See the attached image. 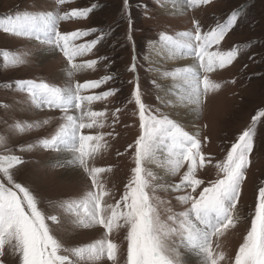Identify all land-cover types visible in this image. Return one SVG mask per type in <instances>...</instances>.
<instances>
[{
	"label": "snow or ice",
	"instance_id": "1",
	"mask_svg": "<svg viewBox=\"0 0 264 264\" xmlns=\"http://www.w3.org/2000/svg\"><path fill=\"white\" fill-rule=\"evenodd\" d=\"M68 2L52 0L49 4L48 0H33L26 8L18 7L14 13L0 18V31L4 34L38 41L45 46L46 52L60 53L67 62L66 78L61 85L36 79H18L14 84H6L10 90L26 94V110H37L38 117L39 110L43 109L58 115L40 120L41 125L55 120L54 134L36 143L20 145L18 151L8 149L9 141L18 133L29 132L33 124L16 123L0 134V147L7 150L0 154V264H5L3 257L8 251L18 264H80L85 260L101 261L105 257L117 264L119 246L110 237L121 228L126 229V264H193V261L194 264H264V184L257 190L254 211L249 213L250 225L234 258L219 250V238L241 223L239 206L252 163L257 125L264 119V108L251 117L247 128L230 143L223 160L214 165L213 158L205 155L203 150L209 138L202 137L198 127L193 132L186 130L182 123L162 110L169 107L170 101L175 103L169 86L164 83L171 78L180 82V102L198 118L209 92L222 86L210 78L211 74L233 65L245 48L251 52L256 46L258 41L250 40L243 48L239 44L228 51L218 48L229 32L243 24V5L236 6L224 22H217L207 31L202 29L199 20H194L191 30L176 35L158 34L157 41L161 51L166 50V58L187 57L191 63L175 71L145 69L155 73L149 81L157 90L158 106L155 108L144 100L140 66L137 56L133 55L126 68L133 74V79L127 81L132 85L127 103L134 105L139 132L125 149V152H131L134 167L122 193L115 198L102 179L103 174L112 171L111 167H98L93 162L102 141L107 147L105 136L115 139L120 135L116 126L121 123V108L117 107L111 113L109 127L112 131L92 135L86 134L85 130L105 126L99 119L105 112L93 110V105L117 96L122 89L111 87L98 93L94 90L115 82L119 73L105 74L99 79H76L79 73L97 70L98 60L86 57L95 55L98 46L108 40L115 27L110 23L107 30L93 27L60 31L62 21L86 19L102 8L101 4L92 3L61 11V6ZM152 2L156 3V0ZM177 2L171 0L173 5ZM214 2L187 0V7L200 8ZM144 9L147 13V3ZM118 11L120 19L128 24L126 39L134 44L130 0H121ZM214 46L216 50H212ZM112 47L115 49L116 43ZM5 59L13 65L21 63L18 57H9L7 53ZM248 59L264 63V55L257 61L254 52ZM99 60L106 62L109 69L115 64L109 56H101ZM247 67L245 64L244 68ZM231 83L235 84V79ZM34 148L65 154L57 157L55 166L79 170L86 182L74 198L70 196L53 206L58 209L55 214L41 207L44 197L31 178L18 179L28 171L30 161L26 154ZM159 152L166 153L167 172L178 177L177 182L153 183L156 176L144 165L155 161ZM124 154L117 153L118 156ZM206 165H213L217 170L214 179L205 180L198 175ZM158 187L170 195L175 194L178 210L173 209L171 200L160 199ZM106 198H112L114 202L110 203ZM162 205H167L164 208L167 214L163 217ZM66 226L71 230L100 228L103 235L85 247H69L57 236V232Z\"/></svg>",
	"mask_w": 264,
	"mask_h": 264
},
{
	"label": "rangeland",
	"instance_id": "2",
	"mask_svg": "<svg viewBox=\"0 0 264 264\" xmlns=\"http://www.w3.org/2000/svg\"><path fill=\"white\" fill-rule=\"evenodd\" d=\"M180 1L185 4V11L181 13L182 15H172L168 13L170 9L174 8L171 0H156V3H153L152 0H130L131 17L134 21L131 35L135 41L134 44L126 39L129 32L127 21L120 19L118 10L121 7V0H69L68 3L61 6V11L87 7L92 3H99L102 8L87 19H81L80 22L78 20L62 21L59 25L60 31L87 30L93 27L98 29L103 27L107 30L108 24L114 23L115 31L109 33L108 40L98 46L99 50L95 52V55L90 54L86 57L98 60L97 70L79 73L76 79L81 81L84 78L99 79L105 74L119 73L115 82L102 85L100 89L94 90L98 93L111 87L122 89L117 96L109 97L106 101L95 102L93 105V110L105 112V116L99 118L105 126L85 130L86 134L92 135L101 132L106 134L112 131L109 127L112 122L111 113L117 107L121 108L119 114L121 123L116 126L120 135L115 139L105 136L107 147L103 146L105 142L102 141L101 148L93 162L98 167H111L112 171L103 174L102 179L105 181L106 187L115 194V198H118L122 193L123 187L131 175V169L134 167L132 154L125 152V149L128 144L134 141L139 132L138 115H134V105L127 103L132 91V85L128 84L127 81L133 79V74L126 71V68L130 66L133 55H136L137 63L140 66V83L145 91L144 100L155 108L158 106L157 90L149 83L155 73L146 72L145 69L175 71L179 67L152 60L155 58L154 47H160L157 41L159 33L166 32L176 35L179 32L191 30L194 20H199L202 29L207 31L214 27L217 22H224L227 14L236 6L243 5V24L229 32L218 48L221 51H228L238 44L243 48L250 40L258 41L251 52L245 48L243 54L233 65L211 74L210 78L222 86L219 90L209 92L195 127L192 125L190 129H186L193 132L198 127L202 137L207 136L209 138L203 150L207 156L213 158V165L223 160L230 143L247 128L251 123V117L258 110L264 108V63L253 62L248 59V55L252 52L256 54L257 61L261 55H264V0H215V5L201 6L200 8L187 7V0H178L175 6L179 5ZM32 2L33 0H0V18L14 13L18 7L24 9ZM51 2L52 0H48L49 4ZM145 3L148 5L147 13L144 9ZM165 5H167L166 8ZM113 43H116L115 49L112 47ZM212 50H216V47L214 46ZM5 53L9 57H18L21 63L15 65L9 63L5 59ZM41 55L49 56L41 58ZM101 56L113 58L115 64L109 69L106 62L99 60ZM245 64L248 65L246 69L244 68ZM66 67L67 62L62 54L47 53L45 46L40 45L38 41L12 37L0 31V134H3L5 129L11 128L16 123L24 122L34 125L29 132L18 133L13 137L8 143V149L18 151L20 145L26 146L27 143H36L41 139L49 138L56 130V121L52 120L49 124L41 125L40 120L48 119L53 115H58V113L43 109L39 110L38 117L37 110H26V94L20 93L18 90H10L6 84H14L18 79H36L61 85L66 78ZM233 79L236 81L235 84L231 83ZM170 80L172 79L169 78L164 83L167 84ZM170 95L172 94L170 93ZM172 107V101H170L169 107L162 110L177 120L179 113L176 112L175 107L172 110ZM125 124L129 127H124ZM205 125L207 127H204ZM6 151L0 147V154H5ZM118 152L125 154L118 156ZM62 154L34 148L26 154V158L30 161L28 171L24 177H18V179L31 178L44 197L41 207L46 212L54 214L58 211L57 208L53 207L54 205H58L70 196L74 198L76 194L82 191L86 183L79 170L55 166L57 157ZM251 161L239 206V214L242 217L241 223L236 229L227 230L219 238L221 245L219 250L233 258L250 225L249 213L254 211L257 190L259 186L264 184V119L257 125V136ZM213 165H206V168L200 170L198 175L205 180L214 179L217 170ZM144 166L156 176V180L153 181L156 185H166L169 182L178 181V177H172L169 174L158 175L153 162L146 163ZM157 195L161 200H171V206L174 210L179 209V205L174 199L175 194L170 195L158 187ZM106 199L110 203L114 202L112 198ZM165 207L167 205L161 206L162 217L167 214L164 212ZM102 235L103 229L100 228L71 230L70 226H66L57 232V236L69 247H85L89 243L95 242ZM125 237L126 229L124 228L116 230L110 237L119 246L117 264H126L127 241ZM3 259L5 264H18V260L10 251ZM80 264H112V262L105 257L101 261L85 260L81 261Z\"/></svg>",
	"mask_w": 264,
	"mask_h": 264
},
{
	"label": "bare ground",
	"instance_id": "3",
	"mask_svg": "<svg viewBox=\"0 0 264 264\" xmlns=\"http://www.w3.org/2000/svg\"><path fill=\"white\" fill-rule=\"evenodd\" d=\"M182 3L183 2L180 1L179 5H176V6L173 5L174 8L170 9L168 13H170L172 15H182L181 13H183L185 11V8H184L185 4L184 3L182 4ZM153 51H154L155 58L152 60H154L155 62H158V63L164 62V63H167V65H172V66L177 65V66H179L178 68L186 67L191 63L190 58H187V57L180 58V59L166 58L165 57L166 50L161 51V47H159V46H155ZM47 56H49V55H47ZM47 56L41 55V58H45ZM167 85L169 86V92L172 94V96L175 97L174 105L172 103V106H173L172 110L175 107L176 112L179 113V115H178L179 118H177V121L182 123L186 129H190L192 125H196L197 117L194 113H191L187 108H185L183 106V104L180 102V96L182 95V93H180V91H179L180 82L178 80H170L167 83ZM62 155H65V154H62ZM165 161H166L165 153L159 152L157 154V159L155 161H153V166H154L156 172L158 173V175L164 176L166 174H169L167 172V164L165 163Z\"/></svg>",
	"mask_w": 264,
	"mask_h": 264
},
{
	"label": "trees",
	"instance_id": "4",
	"mask_svg": "<svg viewBox=\"0 0 264 264\" xmlns=\"http://www.w3.org/2000/svg\"><path fill=\"white\" fill-rule=\"evenodd\" d=\"M87 19V18H86ZM79 22H80V20H78ZM78 21H76V22H78ZM139 50V49H138ZM205 153V152H204ZM206 155V154H205Z\"/></svg>",
	"mask_w": 264,
	"mask_h": 264
}]
</instances>
